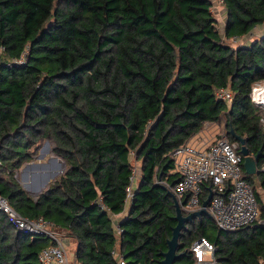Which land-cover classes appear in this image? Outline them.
Masks as SVG:
<instances>
[{
    "label": "trees",
    "instance_id": "1",
    "mask_svg": "<svg viewBox=\"0 0 264 264\" xmlns=\"http://www.w3.org/2000/svg\"><path fill=\"white\" fill-rule=\"evenodd\" d=\"M221 1L223 35L211 0H0V193L73 239L74 264H119L113 250L124 264H159L176 223L170 186L179 174L169 152L205 122L222 124L238 151L230 128L249 154L261 151L256 175L241 163L259 202L253 178L264 189V110L249 94L264 80V32L226 40L264 23V0ZM219 88L232 91L230 102L216 96ZM44 138L64 171L32 197L15 173ZM134 164L116 244L112 214L125 208ZM210 189L203 183L200 201ZM263 218L261 203L257 220L234 230L217 229L209 212L193 217L180 230L184 253L175 263L194 264L189 245L204 236L220 264H257ZM53 243L15 229L0 211V264H43L38 253Z\"/></svg>",
    "mask_w": 264,
    "mask_h": 264
},
{
    "label": "built area",
    "instance_id": "2",
    "mask_svg": "<svg viewBox=\"0 0 264 264\" xmlns=\"http://www.w3.org/2000/svg\"><path fill=\"white\" fill-rule=\"evenodd\" d=\"M214 1L211 0L212 7ZM2 49L0 46V51ZM14 61L22 62L23 55ZM215 94L226 102H230L233 95L228 88L216 89ZM249 95L254 104L264 110V82H255ZM260 121L264 125V113L260 116ZM193 136L196 138L193 139ZM193 136L169 152L173 159L171 171L179 174L178 181L170 186V190L177 198L180 208L186 212L199 208L203 183L209 182L211 197L206 208L217 229L234 230L254 223L259 210L255 194L242 175L243 158L236 149L237 143L229 141L224 133L213 139H206L203 133ZM136 176L137 165L134 164L126 188V202L130 201L133 195ZM183 197L186 201L181 204ZM0 211L15 229L31 236L46 233L53 240V244L43 247L38 253V258L43 264H74L67 255L63 237L51 227L50 222L20 214L1 193ZM259 222L264 225V218ZM115 229L116 233L121 231L118 225ZM216 249V244L204 236H197L189 245L194 264H220L214 254ZM112 252L118 258L119 264H124L117 252ZM257 264H264V257H261Z\"/></svg>",
    "mask_w": 264,
    "mask_h": 264
},
{
    "label": "crops",
    "instance_id": "3",
    "mask_svg": "<svg viewBox=\"0 0 264 264\" xmlns=\"http://www.w3.org/2000/svg\"><path fill=\"white\" fill-rule=\"evenodd\" d=\"M260 26H264V23L256 26L255 33L252 32L251 34H249V37H251L250 40L255 38L254 35L256 34V32L258 31V28ZM263 32L264 31L259 33V35L262 34ZM256 35H258V34H256ZM263 113H264V111H263ZM204 125L205 126H203L197 133H199V134L203 133L205 138L208 139L209 138V136H208L209 132L208 131H210L209 129L213 128L214 126H217L219 124L216 122H205ZM263 127H264V125H263ZM217 130L218 129H216L215 132H217ZM220 130H222V128ZM194 138H196V136H193V139ZM32 157H33V155H32ZM32 157L29 160L22 163V165L16 171L15 177H16L17 181L19 182V184L21 185V187L27 192V194H29L32 197H35L40 191H42L48 185V183L50 181H52L54 179V178L52 180L49 179L50 175H47V172L53 167V163L50 162V159H47L46 161L40 162V161H36V159H34ZM51 161H53V160H51ZM257 170L258 169L256 167V171ZM255 172L250 173V174L256 175ZM43 183H45V184H43ZM253 185H254L255 191L258 193V196H259V202H257V200H256L257 207L259 210V203H261L264 206V189L261 188L256 177L253 178ZM129 203H130V201L126 202L125 208L122 212L112 214V223L114 224V227L116 225H118L121 218L124 215H126V210L129 206ZM57 230L61 234H64V231L62 229H60V230L57 229ZM116 234H117V243L116 244H119V235H118L119 233H116ZM74 250H75V248H74ZM118 256H119V254H118ZM71 258L74 262V251H73V257H71Z\"/></svg>",
    "mask_w": 264,
    "mask_h": 264
},
{
    "label": "water",
    "instance_id": "4",
    "mask_svg": "<svg viewBox=\"0 0 264 264\" xmlns=\"http://www.w3.org/2000/svg\"><path fill=\"white\" fill-rule=\"evenodd\" d=\"M229 131L231 134L240 142V153L243 155V162L242 165L244 167V170L247 173H254L256 171V159L258 158L260 154V150H258L254 154H249L247 148L243 144L244 140L243 137L236 135L233 133V130L230 128ZM62 166H64V163H61ZM57 173H51L49 174L52 179L55 177ZM211 197V191L208 192L207 196L201 201L200 207L191 211H188L186 214L182 212V209L180 208V204L178 203L177 199L174 198L173 204L175 208V215L174 218L176 220V223L171 228V236L166 240L167 248L166 250L162 251L161 255L162 258L159 262V264H176L175 260L184 252H177L178 248V236L180 233V230L182 227L185 226V222L189 221L195 216H199L202 213H207V205ZM186 201V198L181 201V204H184Z\"/></svg>",
    "mask_w": 264,
    "mask_h": 264
},
{
    "label": "rangeland",
    "instance_id": "5",
    "mask_svg": "<svg viewBox=\"0 0 264 264\" xmlns=\"http://www.w3.org/2000/svg\"><path fill=\"white\" fill-rule=\"evenodd\" d=\"M213 7L211 5V10L213 11V15L215 16V18L217 19L216 21V27L219 31V33L221 35H223V24H224V21H225V10H224V6L221 2V0H215L214 3H213ZM262 31H264V26H260L258 28V31L256 32V34L259 35V33H261ZM252 32L255 33V30H253ZM256 34L254 35V37L256 36ZM251 37H249V35H245L243 37H240V38H237L236 40H233V39H227L226 41L235 45V44H238L240 42H248L250 40ZM260 83H263L264 80H260L258 81ZM254 84V83H253ZM222 124H219L217 126H214L213 128H210L208 131V136H209V139H213L214 137L216 136H219L221 133H222V130H220L222 128L221 126ZM217 130V132H215ZM53 142L51 139L49 138H44L40 141V145H39V148L37 149V151L33 154V157L34 159H36V161H46L47 159H50V162L53 163V167L47 172V175L51 174V173H54L56 172L57 170H60V166H61V163L63 162V160L57 156L56 154L53 153ZM53 160V161H51ZM64 163V162H63ZM64 171V166H62V170L60 172V174ZM59 173H57L55 175L56 176H59L60 175ZM54 177V178H55ZM52 180V177L49 178ZM45 184V183H43ZM63 242L65 244V247H66V252H67V255L69 257L70 260H72L71 257H73V251H74V248H75V242L73 239L71 238H68V237H63Z\"/></svg>",
    "mask_w": 264,
    "mask_h": 264
},
{
    "label": "bare ground",
    "instance_id": "6",
    "mask_svg": "<svg viewBox=\"0 0 264 264\" xmlns=\"http://www.w3.org/2000/svg\"><path fill=\"white\" fill-rule=\"evenodd\" d=\"M60 170H58L56 173H59L60 174V172H61V170H62V165L60 166ZM55 173V172H54ZM50 178H51V176H50Z\"/></svg>",
    "mask_w": 264,
    "mask_h": 264
}]
</instances>
